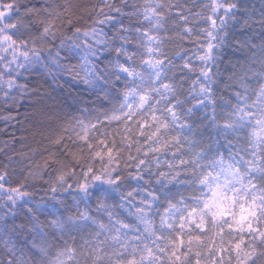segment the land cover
Masks as SVG:
<instances>
[{"label":"snow or ice","instance_id":"6c2138e0","mask_svg":"<svg viewBox=\"0 0 264 264\" xmlns=\"http://www.w3.org/2000/svg\"><path fill=\"white\" fill-rule=\"evenodd\" d=\"M0 107V264H264V0H0Z\"/></svg>","mask_w":264,"mask_h":264},{"label":"trees","instance_id":"16d2710c","mask_svg":"<svg viewBox=\"0 0 264 264\" xmlns=\"http://www.w3.org/2000/svg\"><path fill=\"white\" fill-rule=\"evenodd\" d=\"M75 3H83V4H88V3H94L95 0H74ZM34 3L39 4L40 0H34ZM250 3H255L257 4V6L259 5V0H250ZM186 4L187 7L189 9H191V12L194 14L195 12L199 11V4H200V0H186ZM127 23V21H126ZM195 24V21L193 22V25ZM193 46L191 44L186 45V49H189L187 51V55L188 56H193L192 51L190 50ZM179 51V49H177L176 47V43H170L169 44V52L173 55V59L176 60L177 64H182L183 61L180 60L175 53ZM184 52H180V55H184ZM234 55V52L231 48H228L225 51V56L231 58ZM194 59V57H193ZM197 64L199 63L198 61H195ZM228 67V61L225 60L223 62V65L220 69L221 73L226 75L225 73V68ZM179 75V73H177ZM29 79H32L31 77H29ZM15 114V113H13ZM7 115V112L5 111L4 108L0 107V147H2L4 145L5 142H8L9 144H14L15 149L17 151H22V150H26L28 147H35V142L32 138L31 135H29L28 133L24 132L23 129H21L19 124H16L15 121H12L11 124L5 123L3 117ZM20 117H18L19 119ZM12 125H15V127H13ZM27 135L28 139L25 142L24 145H21L19 143H15L13 137L15 136L16 139H23V136ZM45 147L47 148H54L55 146L53 145H41L40 146V152L37 154V159H40L41 155H46L44 149ZM0 159H4V157L2 155H0ZM42 163V160H41Z\"/></svg>","mask_w":264,"mask_h":264}]
</instances>
